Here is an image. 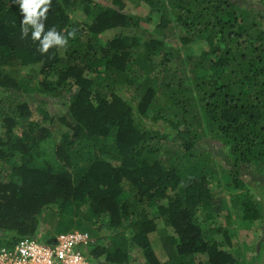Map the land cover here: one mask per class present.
<instances>
[{
    "label": "trees",
    "instance_id": "trees-1",
    "mask_svg": "<svg viewBox=\"0 0 264 264\" xmlns=\"http://www.w3.org/2000/svg\"><path fill=\"white\" fill-rule=\"evenodd\" d=\"M126 1L51 0L45 31L68 43L42 54L19 5L0 0V246L79 230L96 237L82 250L95 264H131L132 247L144 264H250L229 248L230 215L204 226L198 214L219 212L221 170L240 225L264 220L248 185L264 187V0H138L146 15ZM155 16L159 35L144 26ZM37 64V81L18 76ZM17 93L64 112L35 118ZM47 209L55 224L37 237ZM162 222L173 231L164 261L151 240Z\"/></svg>",
    "mask_w": 264,
    "mask_h": 264
},
{
    "label": "rangeland",
    "instance_id": "rangeland-1",
    "mask_svg": "<svg viewBox=\"0 0 264 264\" xmlns=\"http://www.w3.org/2000/svg\"><path fill=\"white\" fill-rule=\"evenodd\" d=\"M126 8L134 13H138L140 15H146L149 12V5L145 2H138V0H128L126 1ZM78 16V14H77ZM82 18L84 16L81 15ZM157 17L155 16L153 18L152 22L144 23V26L155 35H159L158 30L155 28ZM264 25V21H263ZM119 29H110L103 33V39L106 40L110 37H112L114 34H116ZM18 69V76L19 77H28L29 75H32V81H37L39 77H42L41 75L38 76V72L40 69V65H31L27 67H16ZM8 92H3V96L8 95ZM16 95H23L27 96L21 93H17ZM31 108L33 110V114L35 118L40 117V108L49 110L51 113H58L61 114L64 112L61 105H58L56 102H52L49 97L41 96L38 94H33V96H27ZM0 99H1V90H0ZM65 129V128H64ZM3 130V124L0 118V132ZM57 137L60 135V131H56ZM211 142H203L201 146L203 148L209 147V144ZM215 145V144H214ZM213 145V146H214ZM216 146V145H215ZM253 179L249 180L248 185L251 192H254L255 197L257 200H259L260 203L263 202L262 207L264 209V187L263 186V180L260 176L252 177ZM228 185V177L227 175L221 171L218 170V174L213 180V194L217 200L221 202V208L219 212L214 213V215L209 214L207 211H201L198 214L199 221L204 225H221V224H227L229 215L232 220V225L230 232L233 234V245L229 246L231 250L239 249L240 252H242V259L246 258L245 261H249L251 259L250 264H258L257 259H255L257 253H256V247L262 241L261 239H264V220H259L256 223H253L252 226L249 229H246L245 226H241L238 222L237 218V211L235 208L231 205V194L232 191L229 189ZM205 212V213H204ZM211 219L209 223H205V216H210ZM56 219V216L53 217L51 214L50 209L45 210V212L40 217V224H39V233L37 234V237H41L47 231H50L55 222L53 220ZM98 225H91V228L94 232H97L100 236L103 237V239H106L109 232L106 230V228H100L97 229ZM173 233L172 228L166 226L163 222L160 224L158 229L151 233V240L153 248L155 249V253L158 254L159 258L164 261L168 258L167 252H165L166 248L169 246V237ZM3 233L0 230V236L2 237ZM93 239H95V236H91ZM264 251V250H263ZM131 253L133 255V260L131 264H144L143 258L139 254V249L137 247H132ZM199 260L204 259L205 257L202 254L198 255ZM253 258V259H252ZM206 259V258H205ZM261 264H264V259L260 261Z\"/></svg>",
    "mask_w": 264,
    "mask_h": 264
},
{
    "label": "built area",
    "instance_id": "built-area-1",
    "mask_svg": "<svg viewBox=\"0 0 264 264\" xmlns=\"http://www.w3.org/2000/svg\"><path fill=\"white\" fill-rule=\"evenodd\" d=\"M91 240L89 232L79 230L61 233L54 244L28 237L14 246H0V264H95L82 251Z\"/></svg>",
    "mask_w": 264,
    "mask_h": 264
},
{
    "label": "clouds",
    "instance_id": "clouds-1",
    "mask_svg": "<svg viewBox=\"0 0 264 264\" xmlns=\"http://www.w3.org/2000/svg\"><path fill=\"white\" fill-rule=\"evenodd\" d=\"M19 5L21 13V33L27 38L31 32V38L39 41V48L42 54L48 53L50 48H64L68 39L62 35L55 27L45 31L44 21L47 19V13L51 6V0H15ZM74 36L75 33H69Z\"/></svg>",
    "mask_w": 264,
    "mask_h": 264
}]
</instances>
